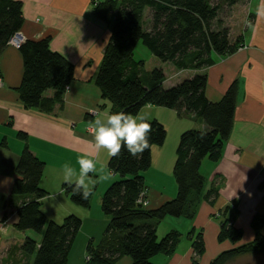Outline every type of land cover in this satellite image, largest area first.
<instances>
[{
	"label": "trees",
	"instance_id": "1",
	"mask_svg": "<svg viewBox=\"0 0 264 264\" xmlns=\"http://www.w3.org/2000/svg\"><path fill=\"white\" fill-rule=\"evenodd\" d=\"M238 0H103L93 6L95 15L110 30L99 69L93 78L101 99L110 103V114L126 112L136 115L142 107L154 105L176 111L179 117L200 119L205 129H188L181 133L176 148L173 176L176 196L159 207L148 209L144 172L151 165V148L163 145L164 125L156 119L149 134L150 149L140 157H132L122 148L118 157H111L108 168L115 179L101 197V210L109 217L102 238L86 244L85 264H116L123 256L130 264H153L158 254L170 255L181 234L170 231L158 238L156 225L165 217H184L189 220L203 197L205 178L200 172L205 158L217 163L233 126L237 104L238 81L227 89L222 99L210 102L205 95L206 73H197L180 82L164 87L161 68L144 69V61L134 58L136 45L141 42L155 57L170 62L177 70H201L214 63L213 54L225 56L241 45L240 37L232 40L228 27L221 25L219 12L223 5ZM94 4V1L92 2ZM145 8L150 9L149 27L142 19ZM23 23L22 3L0 0V52ZM50 37L26 40L18 49L23 62V74L18 88L19 98L27 109L53 113L63 105L65 89L74 79V66L63 55L49 47ZM52 90L50 97L45 92ZM25 138L24 133L18 134ZM4 144V142H3ZM44 163L24 148L15 168L11 202L17 205L16 229L40 235L37 242L25 237L18 251L23 264H67L69 253L81 228L76 215H67L61 223L50 220L41 209L47 191L40 187ZM70 201L83 208L90 206V197L83 200L71 187L62 185ZM209 195V193L207 194ZM206 195V196H207ZM228 209H225V211ZM232 209L229 218L220 225L218 241L237 243L243 232L233 225L237 214ZM264 216H254L251 227L255 236L248 244L222 252L210 264H225L243 254H264L262 228ZM192 240L193 262L205 251L201 233Z\"/></svg>",
	"mask_w": 264,
	"mask_h": 264
},
{
	"label": "crops",
	"instance_id": "2",
	"mask_svg": "<svg viewBox=\"0 0 264 264\" xmlns=\"http://www.w3.org/2000/svg\"><path fill=\"white\" fill-rule=\"evenodd\" d=\"M14 1L22 3L23 23L15 33L19 42L49 36L50 49L74 66V79L65 89L60 109L53 113L27 109L18 93L23 74L19 49L9 42L0 52V264H23L25 260L17 248L25 237L37 242L41 238L30 231L16 229V207L21 200L15 204L10 201L15 168L24 148H29L44 163L40 187L48 193L41 200L46 217L59 223L55 214L61 212V216L73 213L81 219L82 225L72 247L73 256L71 249L67 264H85L87 242L100 241L109 217L98 209L96 220L85 227L86 221H90L91 209L74 205L64 194L61 170L68 164L79 171L78 157L92 150L90 122L110 114V103L101 99L100 90L93 82L110 30L95 15L93 0ZM260 3L261 0H248L247 11L252 20L235 52L225 56L213 54L214 63L205 69L175 68L172 71L176 82L169 86L194 74L206 73L205 95L210 102L220 101L235 80L238 81V95L232 130L220 160L213 163L205 158L201 163L205 188L193 218L168 216L157 223L159 239L173 230L181 237L170 255H155L151 259L153 264H192L194 253L188 237L191 231L193 236L202 234L205 246L196 264H210L222 252L253 241L255 233L251 222L257 214L264 216V18L258 19L256 15ZM165 81L163 86L169 87ZM51 95L52 90L45 92V96ZM136 115L156 119L166 129L163 145L151 148V165L143 174L147 197L144 206L154 209L176 196L173 167L181 133L188 129L203 130L205 124L200 119L179 117L172 109L154 105L142 107ZM19 133H24L25 138H19ZM109 160L107 153L102 151L97 161V168L103 170L101 174ZM90 175L97 181L93 190H98L97 202L101 204L104 188L115 177L112 173V177L97 189L99 175ZM234 208L237 214L233 225L242 230L243 236L237 243L219 242L221 222L229 218ZM261 232L264 237V226ZM263 259L264 254H243L228 264H254ZM130 263L129 256L116 262Z\"/></svg>",
	"mask_w": 264,
	"mask_h": 264
},
{
	"label": "clouds",
	"instance_id": "3",
	"mask_svg": "<svg viewBox=\"0 0 264 264\" xmlns=\"http://www.w3.org/2000/svg\"><path fill=\"white\" fill-rule=\"evenodd\" d=\"M257 18H264V0L256 10ZM152 125L145 115H133L123 111L106 114L104 118H96L89 124L92 150L78 157L79 171L65 164L62 168V180L72 188L75 195L87 200L93 193L97 181L91 175H99L100 181L110 179L112 173L101 174L97 168L100 153L106 152L111 157H118L122 148H126L132 157H140L150 149L149 134Z\"/></svg>",
	"mask_w": 264,
	"mask_h": 264
},
{
	"label": "rangeland",
	"instance_id": "4",
	"mask_svg": "<svg viewBox=\"0 0 264 264\" xmlns=\"http://www.w3.org/2000/svg\"><path fill=\"white\" fill-rule=\"evenodd\" d=\"M95 3H96L95 1H94V4L92 3L93 6L95 5ZM247 4H248V0H238L234 4L223 5V8L219 12V16H218L219 21H220L222 26L228 27L229 36L232 40H234L237 37H240V40L243 42V33L246 31L247 26H249V24L251 23L252 17L247 11ZM150 16H151L150 9L145 8L143 11L142 19L144 22V26L146 28L149 27ZM134 58L136 60H143L144 61V69L146 71H150L156 67L161 68L163 70V73L166 74L165 84L167 86H169V84L171 82H172V84H173V82H176L175 81L176 75H173V73H172V71L174 72V69H175L173 64L170 62H163L159 58L155 57L153 54H151V52L141 42H139L135 47ZM1 85H2V82H1ZM147 120H149V119H147ZM107 173H111V171L108 168V165L106 166V170H105L104 174H107ZM111 177H112V175H111ZM173 179H174V176H173ZM110 183H109V185H110ZM103 184H105V181H100V186L97 189H100L103 186ZM109 185H107L104 188L103 193L105 192V190L108 188ZM97 193H98V190H93V193L90 196V206L88 208L91 209L90 210L91 211L90 212L91 217H90V221H86L85 227H87L88 225H91L89 223H91L93 220H96L97 216L95 213L98 211V209H101L100 204H98V202H97L98 201L97 200V197H98ZM145 194H146V189H145ZM73 207H76V206H73ZM88 208H86V209H88ZM61 214H62L61 212L58 214L57 213L55 214V218L59 220V223H61L64 220V218L66 217L63 215H62L63 216L62 217ZM68 215H74V214L70 213ZM31 233H33L34 235H37L34 232H31ZM72 256H73V249H72ZM228 263H229V261L226 262L225 264H228ZM254 264H264V259L262 262L258 261V263L255 262Z\"/></svg>",
	"mask_w": 264,
	"mask_h": 264
},
{
	"label": "built area",
	"instance_id": "5",
	"mask_svg": "<svg viewBox=\"0 0 264 264\" xmlns=\"http://www.w3.org/2000/svg\"><path fill=\"white\" fill-rule=\"evenodd\" d=\"M10 42H11L13 45L17 46V47H19V45H20V42H19V40L17 39V37H16L15 34H14V36L12 37V39L10 40ZM1 82H2V78H1V76H0V85H1ZM144 193H145V191L142 193V195H144Z\"/></svg>",
	"mask_w": 264,
	"mask_h": 264
}]
</instances>
